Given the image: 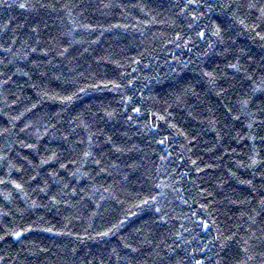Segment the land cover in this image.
<instances>
[{
	"label": "trees",
	"instance_id": "16d2710c",
	"mask_svg": "<svg viewBox=\"0 0 264 264\" xmlns=\"http://www.w3.org/2000/svg\"><path fill=\"white\" fill-rule=\"evenodd\" d=\"M0 264H264V0H0Z\"/></svg>",
	"mask_w": 264,
	"mask_h": 264
},
{
	"label": "snow or ice",
	"instance_id": "6c2138e0",
	"mask_svg": "<svg viewBox=\"0 0 264 264\" xmlns=\"http://www.w3.org/2000/svg\"><path fill=\"white\" fill-rule=\"evenodd\" d=\"M21 7H24V5L22 4V5H20ZM218 34V33H217ZM201 35H203V33H201ZM17 235H19V233L17 234Z\"/></svg>",
	"mask_w": 264,
	"mask_h": 264
}]
</instances>
